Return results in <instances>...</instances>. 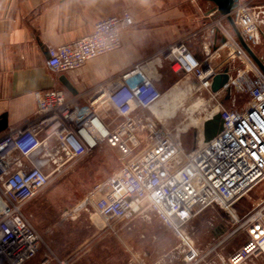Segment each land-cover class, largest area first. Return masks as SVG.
<instances>
[{
	"label": "built area",
	"instance_id": "1",
	"mask_svg": "<svg viewBox=\"0 0 264 264\" xmlns=\"http://www.w3.org/2000/svg\"><path fill=\"white\" fill-rule=\"evenodd\" d=\"M232 16L244 39L257 44L264 31V11L239 4ZM131 23L129 10L99 19L90 33L49 47L48 66L64 73L116 50L121 45L122 29ZM218 33L234 54L245 56L248 65L235 76L228 73L222 87L230 100V106L220 104L218 109L222 130L206 144L197 142L188 152H183L180 140L153 118L137 115V111L149 109L161 94L139 64L111 83L100 85L87 104H79L62 89L36 92L34 117L0 132V264H23L37 254L41 237L24 208L46 188L52 175L104 145L118 150L121 165L97 182L82 203L91 205L108 227L130 222L148 209L165 228L181 234L206 208L230 210L234 202L264 180V73L244 53L230 25L217 18L203 32L196 31L170 46L165 56L171 69L193 73L211 83L216 72L211 68L203 71L205 62L191 50L190 41L199 39L202 53L208 56ZM232 89L246 96L241 106L231 96ZM104 104L122 117L115 128L99 115ZM141 145L144 147L138 152ZM230 218L237 226L199 259L242 231L244 244L224 263L242 264L264 257V199L241 217L232 212ZM196 255L190 247L186 262ZM51 259L53 264H70L69 259L54 255Z\"/></svg>",
	"mask_w": 264,
	"mask_h": 264
},
{
	"label": "rangeland",
	"instance_id": "2",
	"mask_svg": "<svg viewBox=\"0 0 264 264\" xmlns=\"http://www.w3.org/2000/svg\"><path fill=\"white\" fill-rule=\"evenodd\" d=\"M246 42L264 63V41L260 40L257 44L250 40ZM239 45L255 67L261 70ZM204 60L220 72L230 68L231 76L248 65L245 56L240 58L230 47H225L218 54L204 56ZM159 72L162 97L144 113L180 140L183 152H188L198 142L202 120L217 111L219 103L230 106V100L224 91L213 92L210 81L203 82L193 73L175 71L166 66L161 67ZM231 96L235 97L237 106L246 100L245 95H239L234 89ZM143 147L141 145L138 152ZM179 157L183 158L182 152ZM120 165L117 149L103 147L50 177L46 188L24 208L28 220L41 237L39 250L34 257H46L48 245L52 254L59 259L71 261L84 253L83 259L95 264H126L130 261L142 264H225L220 255V245L207 256L201 259L199 256L237 226L238 223L230 218L232 212L241 217L264 199L263 180L234 202L230 210L217 206L206 208L204 212L209 210L213 214H204L197 221L192 219L181 234L165 228L148 209L130 222L108 227L91 205L82 202L97 182L119 169ZM221 224L224 225L223 233L212 237L208 228ZM239 237L240 233L236 234L235 238ZM190 247L197 255L186 262L185 256ZM242 264H264V257L247 259Z\"/></svg>",
	"mask_w": 264,
	"mask_h": 264
},
{
	"label": "crops",
	"instance_id": "3",
	"mask_svg": "<svg viewBox=\"0 0 264 264\" xmlns=\"http://www.w3.org/2000/svg\"><path fill=\"white\" fill-rule=\"evenodd\" d=\"M239 4L264 11V0H239ZM123 10L130 11L132 23L122 29L121 45L116 50L64 73H57L48 66L49 47L76 40L90 33L99 19ZM217 18L229 25L207 0H0V115L6 114L7 128L25 124L35 115L36 92L50 88L62 89L79 104H87L100 85L111 83L136 64L141 65L160 88V68L170 67L165 51L180 39L196 31L203 32ZM220 37L216 34L217 48L212 47L210 54H218L228 47L218 44ZM260 40L264 41V31H261ZM190 48L205 62L199 39L192 38ZM210 67L213 69L211 64ZM224 69L230 74V68ZM62 74L76 94L61 83ZM99 115L110 128H115L122 120L109 104L99 109ZM137 115L146 116L143 110L137 111ZM208 213L209 216L213 214L203 211L193 220ZM221 225L207 229L212 237L223 233L224 225ZM239 233V238H235V234L228 239L233 238L231 241L220 245L224 260L244 244L246 235L243 231ZM52 255L46 245V257H33L23 264H53ZM83 258L84 253L70 264H95Z\"/></svg>",
	"mask_w": 264,
	"mask_h": 264
},
{
	"label": "water",
	"instance_id": "4",
	"mask_svg": "<svg viewBox=\"0 0 264 264\" xmlns=\"http://www.w3.org/2000/svg\"><path fill=\"white\" fill-rule=\"evenodd\" d=\"M214 4V8L218 12L220 16H223L228 21L232 31L237 37L239 43L247 52V54L254 60V62L258 65V67L264 73V63L263 61L256 55V53L252 50L250 45L244 39L242 33L240 32L238 26L236 25L232 12L238 7L239 0H207ZM225 43V38L223 36L220 37L219 45ZM217 48V45L214 46ZM49 54V53H48ZM167 52L164 54L166 55ZM49 57V55H48ZM209 65L206 63L203 64V71H207ZM229 79L228 69H224L222 72H218L213 74L211 78L210 87L213 92L219 91L225 83H227ZM61 83L73 94H76V90L70 81L66 78L64 74L59 77ZM8 126L7 116L6 114L0 115V132L5 130ZM223 120L221 118L220 112L217 110L211 116L205 118L200 123L199 128V139L198 142L200 145L208 143L218 132L222 130Z\"/></svg>",
	"mask_w": 264,
	"mask_h": 264
},
{
	"label": "bare ground",
	"instance_id": "5",
	"mask_svg": "<svg viewBox=\"0 0 264 264\" xmlns=\"http://www.w3.org/2000/svg\"><path fill=\"white\" fill-rule=\"evenodd\" d=\"M205 63H206L207 65H209V68H211V67H210V64H209V61L206 60ZM174 69L177 70V68H174ZM211 69H212V68H211ZM222 92H223V89H222L221 91H220V90L217 91V93H222ZM161 97H162V92H161L160 96H159V97H158V98H157V99H156V100H155L150 106H152V105H154L155 103H157V102L161 99ZM220 104H221V103H219V104L217 105L216 109H219V108H220ZM150 106H149V107H150Z\"/></svg>",
	"mask_w": 264,
	"mask_h": 264
}]
</instances>
